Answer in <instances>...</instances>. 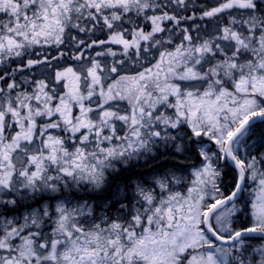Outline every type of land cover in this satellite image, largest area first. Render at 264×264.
Segmentation results:
<instances>
[{"label": "snow or ice", "instance_id": "obj_1", "mask_svg": "<svg viewBox=\"0 0 264 264\" xmlns=\"http://www.w3.org/2000/svg\"><path fill=\"white\" fill-rule=\"evenodd\" d=\"M0 264H264V0H0Z\"/></svg>", "mask_w": 264, "mask_h": 264}]
</instances>
